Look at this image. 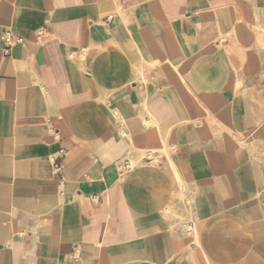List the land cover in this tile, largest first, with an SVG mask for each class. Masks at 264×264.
Returning a JSON list of instances; mask_svg holds the SVG:
<instances>
[{
    "label": "crops",
    "instance_id": "1",
    "mask_svg": "<svg viewBox=\"0 0 264 264\" xmlns=\"http://www.w3.org/2000/svg\"><path fill=\"white\" fill-rule=\"evenodd\" d=\"M5 31L0 264H264V0H0Z\"/></svg>",
    "mask_w": 264,
    "mask_h": 264
},
{
    "label": "built area",
    "instance_id": "2",
    "mask_svg": "<svg viewBox=\"0 0 264 264\" xmlns=\"http://www.w3.org/2000/svg\"><path fill=\"white\" fill-rule=\"evenodd\" d=\"M46 30L43 28L38 29L35 32V42L38 44L43 41V39L46 36ZM0 40L5 44V54H8L10 52V49L14 47L15 45H18L22 43V40L20 38L15 37L11 32L5 31L1 34ZM82 54V53H81ZM260 206L262 211L264 212V198L260 202ZM187 231L191 232L193 226L192 224H187Z\"/></svg>",
    "mask_w": 264,
    "mask_h": 264
}]
</instances>
